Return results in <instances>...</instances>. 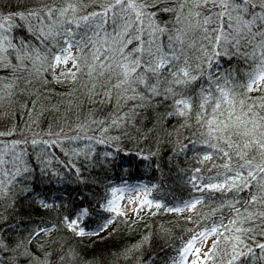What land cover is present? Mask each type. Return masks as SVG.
<instances>
[{
  "label": "snow or ice",
  "instance_id": "1",
  "mask_svg": "<svg viewBox=\"0 0 264 264\" xmlns=\"http://www.w3.org/2000/svg\"><path fill=\"white\" fill-rule=\"evenodd\" d=\"M47 75L57 84L73 83L111 111L103 119L90 113L71 135L51 125L46 138L26 136L18 126L0 132V203H14L17 190L31 194L20 186L37 168L42 177L61 176L53 159L85 182L77 162L95 166L93 145L114 148L104 161L115 160L121 137L130 138L129 129L154 100L168 105L167 117L182 119L181 128L197 130L179 149L200 145L198 166L186 176L195 195L167 207L149 198L154 185H107L98 207L111 215L95 231L82 226L89 210L69 204L59 224L37 226L14 247L0 230V254L19 253L29 264H77L79 253L67 242L57 247L53 239L51 251L37 242L57 228L74 237L99 235L126 215L121 202L127 201L138 220L141 211L163 209L186 214L193 224L168 264H264V0H11L0 7V111L19 96L36 95L35 85H46ZM37 103L23 105L29 128L44 116ZM113 130L119 134L110 136ZM36 198L45 209L61 207ZM147 239L113 255L127 260ZM15 259L0 258V264Z\"/></svg>",
  "mask_w": 264,
  "mask_h": 264
},
{
  "label": "trees",
  "instance_id": "2",
  "mask_svg": "<svg viewBox=\"0 0 264 264\" xmlns=\"http://www.w3.org/2000/svg\"><path fill=\"white\" fill-rule=\"evenodd\" d=\"M10 2L11 0H0V7L9 5ZM46 79L48 80L46 85L41 83L35 85L38 89L36 95L19 96L12 108L0 111V132L18 126V129L24 128L23 134L26 136L39 133L46 138L45 130L51 125L53 131H59V128L63 127L64 131L71 135L69 129H74L90 113L97 119H103L111 111L109 106L88 101L76 90L73 83L57 84L51 75H47ZM29 99L38 101L37 111L44 112L39 127L33 125L29 128L24 123L23 105L28 103ZM169 110L167 104L155 100L152 106L145 108L138 117L135 128L129 129L130 138L121 137L120 147L123 151L117 154L111 163L104 161V153L109 150L115 152V149L109 145H93L97 155L95 166L77 162L80 176L85 182L77 179L75 171L69 173L58 166L55 159L52 167L60 171L61 176L42 177L37 168L33 173V179L27 185L20 186L32 189L31 194L20 193L17 190L13 197L14 203L10 199L0 203V213H3V217L0 218V230L3 231L9 246L14 247L15 241L27 237L37 226L47 228L59 224L60 218L67 212L64 206L69 204L74 209L84 207L89 210L90 218H86L82 226L86 232L95 231L97 226L111 215L98 207L107 185L116 187L123 184L133 186L138 183H144L149 187L154 185L152 199L159 200L167 207L176 206L182 200H188L191 195H195L186 183V176L198 166L196 158L200 145L189 144L184 152H180L179 149L183 144H188L189 139H196L194 133L197 130L194 127L181 128L182 119L167 117L166 113ZM65 116L67 119H64ZM91 134L90 132L89 135ZM118 134L115 130L109 133L110 136ZM78 143L83 147L85 142ZM75 146V143L66 144L65 151ZM52 152L63 159L58 150L53 149ZM152 153L156 155L153 156ZM143 156H148L149 159H143ZM38 163L34 160L32 167L36 168ZM203 174L208 173L204 170ZM37 196L61 207L45 209ZM184 215L186 214H175L163 209L157 211L156 215H149L147 210H144L139 213V220L135 213L118 217L99 235L74 237L66 229L57 228L51 237L42 236L37 243H46L47 250L51 251L53 239L58 241L57 247L67 242L79 253L77 264H168L170 257L175 254V249L180 246L182 238L188 235V229L193 227L191 222L184 219ZM42 221L45 223L41 224ZM145 237L148 238L147 242L135 255L127 260L123 258L116 260L113 254L130 248ZM30 247L36 251L34 246ZM10 257L16 258L15 264H29V260L19 253L10 251L7 254H0V258L3 259Z\"/></svg>",
  "mask_w": 264,
  "mask_h": 264
},
{
  "label": "rangeland",
  "instance_id": "3",
  "mask_svg": "<svg viewBox=\"0 0 264 264\" xmlns=\"http://www.w3.org/2000/svg\"><path fill=\"white\" fill-rule=\"evenodd\" d=\"M69 67H70V65H69ZM56 74L57 75L59 74V69L57 70ZM124 185L125 184H123L121 186H118V187H122ZM135 185H145V184L144 183H138V184H135ZM129 186H131V185H129ZM149 198L152 199L151 195L149 196ZM121 205H122V211H124L127 215H133L134 214L133 209L136 207L135 204L129 205V204H127V201H122ZM210 244H211V240L208 241V246H210ZM197 247H200V245H197ZM204 250H207V249L205 248Z\"/></svg>",
  "mask_w": 264,
  "mask_h": 264
}]
</instances>
